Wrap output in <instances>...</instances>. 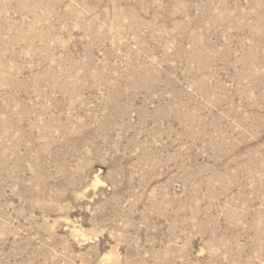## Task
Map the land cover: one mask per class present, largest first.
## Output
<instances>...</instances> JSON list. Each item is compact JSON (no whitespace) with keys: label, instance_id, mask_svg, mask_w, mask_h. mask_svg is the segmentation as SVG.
I'll use <instances>...</instances> for the list:
<instances>
[{"label":"rangeland","instance_id":"obj_1","mask_svg":"<svg viewBox=\"0 0 264 264\" xmlns=\"http://www.w3.org/2000/svg\"><path fill=\"white\" fill-rule=\"evenodd\" d=\"M0 264H264V0H0Z\"/></svg>","mask_w":264,"mask_h":264},{"label":"bare ground","instance_id":"obj_2","mask_svg":"<svg viewBox=\"0 0 264 264\" xmlns=\"http://www.w3.org/2000/svg\"><path fill=\"white\" fill-rule=\"evenodd\" d=\"M96 183H97V181H96ZM109 258H106V260H108Z\"/></svg>","mask_w":264,"mask_h":264}]
</instances>
